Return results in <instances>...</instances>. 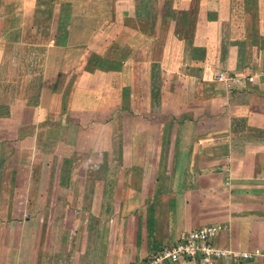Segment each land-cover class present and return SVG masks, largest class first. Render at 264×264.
Returning a JSON list of instances; mask_svg holds the SVG:
<instances>
[{
	"label": "crops",
	"instance_id": "obj_1",
	"mask_svg": "<svg viewBox=\"0 0 264 264\" xmlns=\"http://www.w3.org/2000/svg\"><path fill=\"white\" fill-rule=\"evenodd\" d=\"M237 1L0 0V264H143L208 225L220 227L214 245L264 253V0L259 39L243 50L228 42L240 28ZM165 29L181 38L193 30L195 45L205 32L208 54L217 48L244 84L229 96L218 81L224 94H216L170 53L159 66L141 62L142 84L133 72L142 58L131 63L117 49L102 57L114 40L145 47L150 31ZM91 53L105 69H85ZM126 78L130 97L143 95L150 111L157 94L168 116L122 120L109 136L108 117L127 109L112 80ZM89 125L100 136L81 144L73 128ZM217 264H264V255Z\"/></svg>",
	"mask_w": 264,
	"mask_h": 264
},
{
	"label": "rangeland",
	"instance_id": "obj_2",
	"mask_svg": "<svg viewBox=\"0 0 264 264\" xmlns=\"http://www.w3.org/2000/svg\"><path fill=\"white\" fill-rule=\"evenodd\" d=\"M234 1V0H233ZM155 5V4H154ZM237 9H238V18H237V22L239 23L240 28H237V30L229 37L230 39L228 40V42L235 41L238 40L237 42H241L242 45L240 46V49L243 50L244 46L247 47L249 46V44L251 43V39L250 37L252 35L255 34V37L259 39V20H260V16H259V2L258 0H238L237 1ZM153 9H155V7H152ZM194 13L191 12V18H194L195 16L193 15ZM165 18H168L167 16ZM190 18V19H191ZM129 20L127 21V23H130L129 21L131 20L130 18H128ZM254 26H255V30H254ZM171 27H168V30ZM245 28V29H244ZM191 29V26H190ZM206 33L209 39L211 40H216L219 37V33L214 32L213 29L208 28L206 29ZM135 37H137L139 40H141L142 38H140L139 33H135ZM147 34V33H145ZM148 34L150 39L146 41L145 43V47H142V45H137V42L134 41L133 45L128 46V43H124V45L126 47H121L122 52L120 47L118 48L116 45H119L115 40L112 42V44H110L109 46H107V50L103 51V58L109 60L111 57V50L114 52L116 49V51L121 54L122 56H127V58H129V61L132 63V56H137L140 62H136L134 63V70L133 72H135V74L137 73L140 77L139 81H141V73H143L144 68H146L145 66H147V64L141 63L142 61H146V60H150L151 58L156 59V66H159L158 63L159 61H161L163 59L164 54H171L176 61V67L178 68V70L182 71L183 73H188V72H198L201 73L202 77L204 78V87H213L216 86L215 88V93L216 94H224L222 87L217 84V82L219 81L216 77L219 71H225L227 74H231L230 69L226 68L227 65H222L219 62V52L217 51V48L215 49H210L211 51L208 54V45L204 46V42H205V32L199 33V37L197 39V44L195 45L194 43V39H195V32L193 30H186L183 33V38H181L179 36V34L181 33H173L174 35L170 36L171 32L167 31V29L163 30V31H159V32H152L150 31ZM177 34L178 38H177V43L178 45H176L175 43V35ZM228 34H226L227 36ZM234 36V37H232ZM169 38H171L172 42H171V46L168 47L169 44ZM202 41V43H201ZM236 42V43H237ZM148 44V46H147ZM250 48V47H249ZM247 50H249L247 48ZM107 55V57H106ZM114 55V53H113ZM101 56V55H100ZM98 55L95 53H91L89 54V59L85 65V69L86 70H94L97 68L100 70V68L105 69V65L99 63V59H98ZM122 58V57H121ZM247 58L251 59V53L249 56H247ZM124 59V58H122ZM251 62V60H250ZM252 70H256L257 69V65L255 63L252 64ZM109 67H111L112 69L115 67V65H108ZM190 68H189V67ZM34 67V75L35 72L36 73H41L42 72V66L39 67ZM228 67V66H227ZM234 75V74H233ZM238 75H242V74H238ZM211 77V78H210ZM245 78V75H244ZM243 78V80H244ZM126 80V81H125ZM124 80V83L121 84L120 83H116L114 82V79L112 80L113 85H122V87L124 88L122 97H125V100L122 102V105L125 104L127 105V109L129 111H126L127 109H124V111H120V112H115L113 113V115L108 117L109 120V125L110 122L112 124V126H109L108 132H109V136L110 134L115 136L117 135L120 131H119V125H121V123L127 120H133L134 118L137 119H154L156 121H160L162 119H164L165 117H167V114H162L161 111L158 109V104H159V95L155 94V95H151V109L150 111L147 110V108L145 107L144 103H145V97H143V95H139L138 97H136V99L134 98V96L132 95V97H130V87L128 86L130 83H132L130 81V79L126 78ZM256 80V79H255ZM93 82L91 83V85H94L95 87H99L100 86V81L99 80H92ZM156 81V80H155ZM215 81V82H214ZM245 81V80H244ZM142 84L144 83L143 80L141 81ZM221 83H223L222 81H219ZM147 83V81L145 82ZM155 83V82H154ZM209 83V84H208ZM153 84V83H152ZM224 87L226 88V90L229 92V96L230 93H232L234 90H237V87H240L239 83H234L231 87V90H229L225 84L223 83ZM142 89V88H140ZM139 89V91H140ZM95 98V97H92ZM132 99L134 100V102H136V109L130 110L129 105L132 101ZM113 102H109L108 101V105L110 107V105ZM147 103V101H146ZM223 104V103H222ZM155 112V114H153ZM111 112H109L108 114H110ZM99 114L102 116L103 118V111H94V117H98ZM86 117L83 116H76V121H82L84 122ZM102 118L100 120H102ZM99 120V119H98ZM101 122V121H98ZM97 128H100V125L98 123H96ZM93 126V124H92ZM92 126H86V127H81L80 128H73V130L76 131L75 135L76 138L79 139V141L81 142V144H84L86 142V138H88V140L91 138V135H94L93 137L96 136H100V129H93ZM127 129H125L126 131ZM90 134V135H89ZM80 145L78 144L77 147H79Z\"/></svg>",
	"mask_w": 264,
	"mask_h": 264
},
{
	"label": "built area",
	"instance_id": "obj_3",
	"mask_svg": "<svg viewBox=\"0 0 264 264\" xmlns=\"http://www.w3.org/2000/svg\"><path fill=\"white\" fill-rule=\"evenodd\" d=\"M216 78L222 81L229 90L234 83L244 84V75H230L225 71H220ZM252 79L247 77L249 81ZM219 229V226L208 225L186 231L174 244L162 246L143 264H162L164 261L178 262L181 260L198 261L200 264H217L218 261L237 262L264 255L258 248L238 251L214 245L211 238Z\"/></svg>",
	"mask_w": 264,
	"mask_h": 264
}]
</instances>
